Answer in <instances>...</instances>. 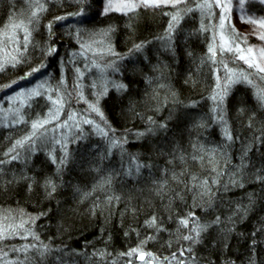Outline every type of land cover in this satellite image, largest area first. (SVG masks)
Listing matches in <instances>:
<instances>
[{
	"label": "trees",
	"instance_id": "1",
	"mask_svg": "<svg viewBox=\"0 0 264 264\" xmlns=\"http://www.w3.org/2000/svg\"><path fill=\"white\" fill-rule=\"evenodd\" d=\"M105 1L43 0L28 43L0 70V221L24 222L30 230L28 238L22 230L9 240L16 244L12 258L18 264H264V101L257 96L264 82L248 75L252 84L237 81L214 102L216 65L208 49L221 21L218 8L197 7L205 0L106 14ZM29 6L0 0V25L23 20ZM243 6L264 13L260 0ZM90 39L105 44L95 57L109 80L97 100L103 132L91 128L65 155L41 140L45 132L10 151L30 135L31 116L48 101L39 95L12 109L5 95L44 63L65 104L67 86L90 97L75 70L83 64L72 57ZM91 70L84 81L100 88L101 71ZM220 170L225 175L216 183ZM133 249L138 252L127 255Z\"/></svg>",
	"mask_w": 264,
	"mask_h": 264
},
{
	"label": "rangeland",
	"instance_id": "2",
	"mask_svg": "<svg viewBox=\"0 0 264 264\" xmlns=\"http://www.w3.org/2000/svg\"><path fill=\"white\" fill-rule=\"evenodd\" d=\"M25 1H28L30 5L29 7H31L30 8L31 13L33 11H36L37 8H43L42 6L43 0H25ZM121 2L122 0H113V4H119ZM208 2L211 3L212 0H208ZM222 2L228 5V12L226 13L227 18L224 21L225 28L228 27L227 29L229 31L241 37L240 39H236V43L240 44L241 48H247V47H253L254 49L264 48V41H261L258 38V33L260 29L254 28L253 24L247 22L249 19H254V20L264 19V13H262L261 15L248 13L246 9H244L243 3H241L240 0H222ZM106 4H107V0L101 6L103 12ZM213 7H215L214 4ZM147 8H152V7H147ZM218 10H219V15L217 16V20L221 21V13L224 10L222 8H218ZM31 13L28 11L27 17H24L25 20L24 19L21 20L27 26L30 35L31 32L33 31V29H31L32 23H29V20L31 18ZM63 18L65 19L67 17H63ZM18 22L20 21L14 18L9 22L0 25V62H4L5 60H7V57L8 59L9 57H12V55H14L16 51L20 50L21 48H24V45L27 44L29 41L30 35L28 36L27 42H25L24 37L26 33L23 30L15 29L13 31L5 28V26L9 25L10 23H18ZM5 31H7V35L4 34ZM227 32L228 31H226V34ZM218 34H219V25L216 24L215 27H212V35L210 39L211 45H213L214 37L218 39ZM245 38H246V43L244 42ZM93 43L94 41H91V39L86 43L81 42L80 43L81 45L79 46V50H78L79 53L72 54V57L75 60L78 59L81 60V65L82 64L84 65L80 67L78 66V68L75 66V70L77 71L76 72L77 75L81 76L80 77L81 82H79V87H81V85L83 84L85 88L86 85L87 88L90 89L89 90V92H91L89 93V95H91L90 97L86 96L87 92L85 95L80 94L77 93L75 87L70 88V86L66 85L67 88L63 92L68 95L69 103L65 104L62 97H60L62 95L61 94L57 95L56 93L53 92L52 81L49 79L51 78L50 76L52 72H50L49 68L45 72H43L44 63L41 65L39 64L36 65L31 70V72H29L28 74L24 75V77L16 81V83L13 84L15 87H17L16 90L12 93L5 95L6 100H9L8 101L9 107H11L12 109L22 108L26 103L30 102L36 96L39 95L45 96L44 100L48 101L47 104L48 106L47 108L43 109V112L37 113L36 111V113H34L31 116V118L32 117L33 118H32V123L29 126V134H31L33 131L32 124L34 122L51 120L50 123L45 124L44 127L39 128L36 131V135L34 136V138L38 137L41 134H44L45 132V134H47L48 136L41 140L46 141L50 139L51 141L48 142L49 143L48 146H55L61 151L60 153H63L64 155L65 153H68L69 148L67 147L70 146L72 142H73L72 144L74 143L77 144L78 142L88 139L87 135L90 133L89 130L91 128L95 129L92 130V132L93 131H99V133L100 131L103 132L101 128L102 124H100L101 118L99 117V114L97 112L92 111L89 108V105H95L98 108L97 100H99V98L101 97V93L104 91V89L107 88V84L109 81L108 79L105 78L104 71L101 68H99L98 67L99 65L96 64L97 62H95L96 61L95 57L99 55V52L102 50L101 47H104L105 44L101 43L100 45H95ZM218 53L219 51H217V57H216L217 60H215L216 69L214 76L216 79L215 80L216 89L214 90L213 93L214 94L213 98L215 97L214 102L218 103L220 97L228 92V90L232 87V84L244 79V77H247L248 75H252L253 81L258 83V85H260L261 82H264V79L261 78L262 76H264V74H258L254 69L249 68L244 61L236 59L230 53H225L224 55ZM62 60L64 61V64L65 61H67L64 59V57ZM220 61H223L228 65L229 68L234 70L236 75L231 77V80L234 82L228 81L226 77L229 74L225 73L223 67L220 64ZM261 63L264 64V61H262ZM95 69L101 71L97 75L98 77H100V80L102 81V86L100 88H98V86L93 88L95 85L93 82H91V84H88L86 81H84V76L87 75V73H89L90 70L92 72L95 71ZM257 78L263 81L257 82L256 81ZM217 84H219V87H217ZM263 89L264 88H262L261 90ZM57 100H60L59 104L54 103ZM53 115H58V118L52 119ZM70 116H74V118L69 119ZM84 120H90L92 121V123L90 124L84 123ZM48 143H46V145ZM43 148L46 149V147ZM236 166L237 164H235V167L233 165L232 169H235ZM229 171H231V169L228 170V172ZM217 174H218L217 180L214 181L216 183H218L219 178L225 175L221 172V170L218 171ZM229 176L230 174H228V176L226 177ZM0 223H2L4 227L8 228V233L6 234V238L0 240V242H2L0 248V264H12V263L18 264V260L16 258L14 259L12 258L17 255L12 256L10 254L11 251H9L10 249H14L13 245L16 244L12 242L9 243V240H11L12 238L16 239L15 235H17L22 230H24L23 232L28 233V234H23L22 237L28 238L30 236V230L26 229L27 226H24V229L19 228L18 223L11 224V223H5V221L4 222L0 221ZM59 261H61L60 264L66 263L62 259H60Z\"/></svg>",
	"mask_w": 264,
	"mask_h": 264
},
{
	"label": "snow or ice",
	"instance_id": "3",
	"mask_svg": "<svg viewBox=\"0 0 264 264\" xmlns=\"http://www.w3.org/2000/svg\"><path fill=\"white\" fill-rule=\"evenodd\" d=\"M184 0H122L121 3L119 4H113V0H107V4L104 8V13L106 14L109 11L115 10V11H122V12H129V11H134L138 7H161V6H171L173 8H177L181 3H183ZM241 3L246 2V0H240ZM261 3H264V0H260ZM213 4L217 8H222L224 11L221 13V22L219 24V34H218V39L214 37L213 40V45L209 46V53H210V59L213 61L216 60L217 56V51L221 55H224L225 53H230L232 54L236 59L244 61L249 68L254 69L258 74H264V64L261 62L264 61V48H257L254 49L253 47H247V48H241L240 44L236 43V37L230 34H226L225 30V19L227 18L226 13L228 12V5L226 3H223L222 0H212L211 3L208 2V0H205V3L203 4H198L197 7L204 9L208 8L211 9L213 7ZM42 8H37L36 11H33L31 13V18L29 20V23H32L38 16L39 11H42ZM191 11V9H189ZM61 19V18H57ZM172 22H178V14L177 15H172L171 17ZM248 23H251L254 25V28L260 29L258 33V38L261 41H264V19L260 20H254V19H249L247 21ZM172 23L169 24V29L172 28ZM6 29L8 30H15V29H21L23 30L26 34L24 37L25 42L28 40V36L30 33L28 32L27 26L24 24L23 21H20L18 23H10L9 25L5 26ZM7 35V31L4 33ZM107 35V33H105ZM246 43V38L244 40ZM139 47V46H137ZM110 51V50H109ZM12 60H16V57H12ZM7 61L5 60L4 62H0V70H2L4 63ZM18 62V61H17ZM221 66L223 67L225 73L229 74L226 78L228 79L229 82H234L231 80V77L236 75L233 69L229 68L226 63L223 61H220ZM264 79V76L261 77ZM219 79V78H218ZM245 82L252 84V81L249 80L247 77H244ZM119 87H123L122 85ZM217 87H219V84H217ZM106 91V90H105ZM39 94V93H36ZM105 94L104 92L101 93V95ZM257 96L260 100L264 101V90H259L257 92ZM82 98V97H81ZM215 98V97H214ZM54 103L59 104L60 100L55 101ZM89 108L94 111L99 113V109L95 105H89ZM102 115V114H101ZM58 115H53L52 119H57ZM74 116H70L69 119H73ZM51 120H44L42 122H34L32 124V133L29 136H26L23 140H18L16 141V145L13 147V149H10V151H14L15 147H23L25 143L28 141H31L33 137L36 135V131L39 128L44 127L45 124L50 123ZM84 123H92L90 120H84ZM154 222V221H153ZM181 224L184 225L185 227L188 226L189 220L184 219L181 221ZM10 227V226H9ZM19 228H24V222L20 223L18 225ZM200 230H202L199 226H196L193 228V231L196 232L197 235H199ZM8 233V228L4 227L2 223H0V240L6 238V234ZM185 240H192V236H185ZM138 252V249H133L127 255L131 256L135 253ZM149 256L151 254H148ZM145 254L140 253L139 254V259L143 260Z\"/></svg>",
	"mask_w": 264,
	"mask_h": 264
}]
</instances>
